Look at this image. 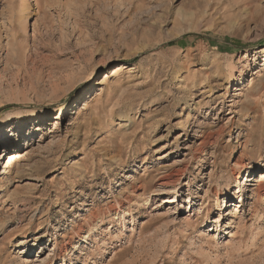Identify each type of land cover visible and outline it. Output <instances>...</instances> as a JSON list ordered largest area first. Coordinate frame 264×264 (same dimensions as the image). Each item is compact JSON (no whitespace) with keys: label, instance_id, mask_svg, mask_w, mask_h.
Wrapping results in <instances>:
<instances>
[{"label":"rangeland","instance_id":"obj_1","mask_svg":"<svg viewBox=\"0 0 264 264\" xmlns=\"http://www.w3.org/2000/svg\"><path fill=\"white\" fill-rule=\"evenodd\" d=\"M29 3L0 0V264H264V0Z\"/></svg>","mask_w":264,"mask_h":264},{"label":"bare ground","instance_id":"obj_2","mask_svg":"<svg viewBox=\"0 0 264 264\" xmlns=\"http://www.w3.org/2000/svg\"><path fill=\"white\" fill-rule=\"evenodd\" d=\"M21 5L25 10H28L30 8L29 0H21ZM119 74H120V67H118V66L113 67L112 72L109 75L105 74L103 80H107L109 78H116V77H118ZM89 104L90 103L88 102V100L85 101L84 107L87 108L89 106ZM60 116H61V114H60ZM41 118H43V117H41ZM39 120H40V118L38 119V121ZM39 123L40 122H38L36 124L38 125ZM16 128H18V130L21 129L20 123L16 124ZM3 132L4 131L0 130V136L2 135ZM11 137L13 138L12 142H17L18 140L19 141L21 140L20 134H15V135L12 134ZM8 157H9L8 162H10V163H12L16 158V157H11V155H9ZM245 171H247V170H246V168L243 167V169L237 173L236 178H240L242 173ZM247 174H248V171H247ZM246 177L248 178L249 176L247 175ZM255 177H257V176H255ZM255 182H256V184L252 190V194L254 197L262 200V198H264V172H262L258 175V179ZM172 184H173V178L171 176H165L159 181L158 185H159V188H166L168 186H172ZM240 189H241V187L238 188L237 192H240ZM221 197L223 198L222 202H220V200H218V197L216 198V206H217V209L219 211L222 209V207L227 205L228 202H226L227 201L226 199L230 198L229 189L227 187L225 189V192L221 195ZM239 198H240V203H241L242 202L241 196ZM84 238H87V237L85 236Z\"/></svg>","mask_w":264,"mask_h":264}]
</instances>
